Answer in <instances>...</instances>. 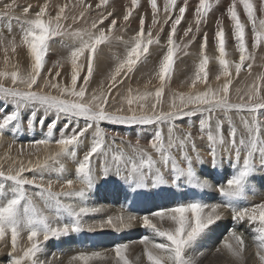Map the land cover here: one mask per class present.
Masks as SVG:
<instances>
[{
	"label": "snow or ice",
	"instance_id": "obj_1",
	"mask_svg": "<svg viewBox=\"0 0 264 264\" xmlns=\"http://www.w3.org/2000/svg\"><path fill=\"white\" fill-rule=\"evenodd\" d=\"M108 3L109 0H98L93 6L92 2L86 0H76L71 4L65 2L55 6L54 15L49 0L38 3L35 6L38 10L34 14V6L29 4L22 9L23 20L15 17L20 23L19 44L15 37L6 39L0 33V50L4 53L5 68L11 60L9 51L15 54L18 47L25 48L30 59V69L26 73H21L18 63L12 65L15 70L11 72L0 71V104L8 109L0 113V143L6 132L18 134L22 127L32 129L39 125L46 128V132L41 138L29 141L27 147L39 152L41 147L47 150L54 141L58 149L33 166H29L31 161L26 165L22 159L13 160L7 172L0 166V242H10L9 264H51L50 261H40L38 257L44 245L53 238L85 229L92 232L96 229L121 231L130 228L137 216L123 211L108 215L106 219L85 222V217L105 211L103 206H94L89 202L98 180L102 179L105 183L111 180L135 190L149 185L165 186L169 181L171 185H176L184 177L191 187L212 188L211 182L201 179L194 167L196 163H203L200 147L209 152L214 167L225 158L231 160L233 174L226 182L218 184L223 205L195 199L145 213L140 220L144 228L151 230L152 236L145 235L138 241L143 245V255L148 264H195L188 252L222 219L223 207L231 210L234 224L247 221L256 246L255 256L259 264H264V202L250 207L238 206L239 200L245 198L246 191L250 189L249 177L257 168H264V74L243 90V94L241 89H236L239 102H233L230 98V86L234 79L232 68L236 76L245 67L251 74L255 50L264 46V0H259L258 5L253 0H230L226 15L232 23L231 32L239 52V62L226 58L227 37L222 14L216 20L213 43L218 52L215 59L220 68L216 80L220 81L223 77V84L213 89L207 83L210 57L205 52L208 34L204 33L200 60L189 91H173L167 111L163 108L165 88L172 78L175 62L182 50L187 54L186 49L195 41V33H199L201 23H206L214 10V0H199L194 10L195 32L189 24L183 36L190 39L182 47L176 43L175 35L186 18L189 0H180L179 3L178 0H164L165 23L170 22V31L166 53L155 72L160 84L154 92L146 90L141 93L137 90L135 95L129 88L127 96L121 98L119 107L111 102L115 99L113 90L130 78L138 63L147 59L150 46L159 43V33L154 38L152 29L158 23L160 10L157 0H148L152 22L147 33L146 18L141 15L136 34L123 41L122 36H115L114 33L118 26L122 27L130 21L134 10L140 6L139 0H131L122 21L113 18L114 12L107 11ZM241 5L243 15L250 23L251 50L246 40V24L238 11ZM17 7L20 5L12 0L4 4L6 11L0 15L7 16ZM174 9H178V14L173 18ZM93 12L96 13L94 17L91 16ZM106 21L109 22L107 29L104 28ZM81 23L86 26L77 27ZM57 37L73 40L67 57L71 64L68 84H62L58 79L61 76L60 61L48 69L47 76H43L50 42ZM114 39L125 44L126 55L116 57L114 69L105 78L106 89L105 82L101 81V87L89 93L88 87L100 60L101 46ZM6 78H10V86H5L3 81ZM198 83L204 85L203 91L197 88ZM45 89L56 90L58 94ZM150 99L152 102L149 105ZM233 113L239 117V124ZM197 116L198 126L190 119ZM185 118H189L187 127H181L180 122ZM103 122L152 126L153 131L148 144L144 145L140 133H136L133 141L127 133L102 127ZM61 123L56 138L55 130ZM194 127L197 129L195 133ZM197 140L201 142L200 147ZM13 143L15 137L5 153L9 159ZM24 147L20 146L18 156L23 155ZM81 147L86 150L79 156L78 149ZM65 158L76 162V180L63 179L66 169L62 160ZM28 173L32 174L31 178ZM53 173L57 174L58 179L45 181V177ZM77 181L79 188L76 187ZM56 183L60 184L59 191L54 190ZM27 186L38 190L30 193ZM163 222H168L169 226L163 227ZM25 233L27 242L21 244ZM156 238H162L164 242L158 243ZM223 247L242 262L244 233L236 231L235 227L229 229ZM130 248L131 243L115 244L111 250L114 252V264H134L129 259ZM106 258L100 252H81L70 257L67 264H93ZM136 259L138 261L139 257Z\"/></svg>",
	"mask_w": 264,
	"mask_h": 264
},
{
	"label": "rangeland",
	"instance_id": "obj_2",
	"mask_svg": "<svg viewBox=\"0 0 264 264\" xmlns=\"http://www.w3.org/2000/svg\"><path fill=\"white\" fill-rule=\"evenodd\" d=\"M123 1V2H122ZM12 0H0V13L6 11L4 9V4L11 3ZM65 2L75 3L76 0H49L50 10L52 14H55V6L63 4ZM86 2H92L93 6L98 0H86ZM180 0H178V3ZM224 2V3H223ZM16 3L20 5V7L15 8L14 11L9 12L7 16L0 15V33L6 38L11 39L15 37L17 43L19 44L21 31H20V23L15 19V17H20L21 20L24 19L22 14V9L24 6L32 4L34 7L32 9V13L38 8L35 6L39 4H43L44 0H16ZM163 3L164 0H157V5L160 10L158 23L155 28L152 29V35L154 38L157 37L159 33V43L153 44L150 46L149 54L147 55V59L143 62L138 63L136 70L130 74V78H126L123 84L118 86L117 90H113V96L115 99L111 101L114 103L115 107L120 106V101L122 97L127 96L129 88L133 90V95L136 94L137 90L141 93L144 91L154 92L155 89L159 86L160 81L155 76V72L158 69L159 62L162 59L163 55L167 50V36L170 31V22L165 23V14L163 11ZM199 3V0H189V6L186 10V18L182 20L180 26H178V31L175 35V41L177 44H180L181 47L183 43H187L189 38H184V30L188 28L189 24L192 25L193 31L195 32V19H194V10L195 6ZM215 6L214 10L209 14L206 23H201L199 33H195L196 39L195 41L186 49V53L182 50L178 58L175 62L174 71L172 74L171 80L168 82L165 88V96H164V104L163 108L165 111L168 110L170 95L173 91H183L188 92L189 86L191 84V79L194 78V73L196 70V66L200 60V44L201 38L204 33L208 34V45L205 49L206 54L210 57L209 60V75L207 83L211 85L213 89L220 87L224 78L221 77L220 81L216 80V76L219 74L220 68L218 61L215 57L218 55V52L215 49V45L213 43L214 33L216 29V20L218 17H221L223 14V27L226 32V58L232 62H239V52L235 47V41L232 37V23L230 19L226 15V7L230 3V0H214ZM255 5H258L259 0H253ZM131 0H109L107 5L108 12H114L115 16L113 18H118L122 21V17L126 7L130 6ZM139 8L138 10H134L133 17L130 18V21L125 25L118 26L115 31V36H122L123 41H128L130 37L134 36L139 28V17L144 15L146 18L145 30L147 33V28L151 25L152 22V13L151 6L148 3V0H139ZM118 8V9H117ZM78 12V9H76ZM238 11L241 13V20L246 24V40L248 41L249 50H251V32H250V23L247 21L246 16L242 13V5L238 8ZM178 14V9L173 10V18ZM96 15L95 12L91 14L92 17ZM257 15L260 13L257 11ZM89 18V23H90ZM108 21L105 22L104 28L107 29ZM86 25L81 23L78 24L77 27H85ZM133 31V32H132ZM183 38V39H182ZM73 44V40L69 37H57L55 40L50 42V51L46 57V66L43 70V76L48 75V69L53 68V65L57 62H61V66L59 68L61 72V76L58 78L62 84L70 83V72H71V64L70 61L67 60V57L71 51L70 45ZM127 49L123 42L112 40L111 43L105 44L101 46V51L99 53L100 60L97 63V68L94 72L93 78L89 84L88 92L91 93L93 89H99L101 87V81H104V88L107 87L106 77L110 73L112 69H114L117 59L116 57L123 58L126 55ZM255 60L252 62L253 67L251 69V74H249V70L245 67L242 69L239 76H236L234 67L232 68L233 73V83L230 86V98L233 102H239V98L236 93V89H241L243 94V90L253 83L257 79V77L261 74H264V46L257 48L255 50ZM9 56L11 58L9 64L5 68L4 64V53L0 50V71L7 70L9 72L15 70L12 65L18 63L19 70L21 73H26L30 69V59L27 56V51L23 47H18L17 52L15 54L9 51ZM48 67V68H47ZM55 73V69H53V75ZM5 86H10L11 81L10 78H6L3 81ZM197 88L201 91L204 90L203 84H197ZM45 91H51L52 94H58L56 90L45 89ZM117 91L119 94H117ZM152 100L148 101L150 105ZM8 110L3 104H0V113L5 112L4 110ZM247 115V113H242ZM234 119L239 124V117L233 113ZM51 118V117H50ZM198 116L192 117L194 123L198 126ZM189 118H185L182 122H180L181 127H187V122ZM62 124V123H61ZM61 124L57 125L55 130L56 138L59 136V128L62 127ZM102 127L108 129L109 131H115L119 133H127L129 134V138L133 141L136 139V133L141 134V143L144 145L148 144V140L153 131L152 126H127V125H112L108 122H103ZM109 127V128H108ZM227 127V125L225 126ZM39 128V129H38ZM196 128L194 127L193 131L196 132ZM44 132H46V128H42L39 125L32 129H28L26 127H22L18 134H8L6 132L3 137V142L0 143V166H2L3 170L7 172L8 168L11 166L12 161L16 159H22L26 165L31 161V165L33 166L39 160L43 162L44 159L51 154L55 153L57 149V145L53 141L47 150L41 147L39 152H36L34 149H30L27 147L29 141L33 138L39 139L43 136ZM15 137V143H13V147L11 152L8 154L11 159L5 156V153L8 149V144L13 142ZM119 143V140H117ZM198 147H200L201 142L197 140ZM21 145H24V152L22 156H18V149ZM81 149V150H80ZM86 150V149H85ZM82 147L78 149V155L82 156L85 151ZM27 151V152H26ZM201 157L203 163L194 164L197 174L207 179L211 182L212 188L205 189H197L188 185L187 179L182 177L181 180L176 185H171L169 181L168 185L165 186H156L152 187L149 185L146 188L135 189L130 188L127 185H118L113 183L111 180L107 183L103 182V180L97 181V187L92 190L90 194V204L94 206H103L109 208L105 210V212L93 214L85 217L86 223H91L92 221H98L101 219H106L108 215H116L121 211L127 214L131 213L137 216L136 223H141L140 217L147 212L156 210L158 208H167L174 206L178 203L189 202L191 200H202L205 203H219L223 205L224 200L220 196L218 192V184L226 182V179L233 174V168L231 166V160L225 158L222 163L217 166H213L210 161L209 152L205 151L203 147H200ZM13 153V154H12ZM81 154V155H80ZM210 159V160H209ZM179 160V157H178ZM65 165V173L63 174V179H73L76 180L75 168L76 162L65 158L62 160ZM242 163V160L240 161ZM210 164V166H208ZM73 165V166H72ZM205 167H204V166ZM184 166V165H182ZM210 169H208V168ZM73 170V171H72ZM199 171L201 173H199ZM68 174H73V176L69 177ZM230 174V176H229ZM29 178H31V173L27 174ZM256 177V178H254ZM168 178L167 176L165 177ZM47 179H52L56 181L58 179L57 174L53 173L51 176H46L45 181ZM260 183H258V180ZM251 180V181H250ZM2 182V181H0ZM63 180H60L62 183ZM259 184V185H257ZM8 183V182H6ZM184 185H183V184ZM214 183V184H213ZM248 183L250 185V189L246 191V197H251L256 195V188H263L261 192L262 198L264 202V168H257L256 171L249 177ZM182 185V186H181ZM79 182L77 181L76 187L79 188ZM263 186V187H262ZM179 187L181 189H179ZM185 188V189H184ZM183 189V190H182ZM27 190L30 193L36 192L38 189L27 186ZM54 190H60V184H54ZM109 192V195L107 194ZM129 194V195H128ZM151 194V195H150ZM191 195V196H190ZM151 196V197H150ZM125 197V198H124ZM216 197V198H215ZM124 201V202H123ZM249 201V200H247ZM246 201V202H247ZM39 203V202H38ZM108 203V204H107ZM123 204V205H122ZM126 204V205H125ZM110 205V206H109ZM149 205L153 207V210L147 211ZM249 203L247 204V206ZM254 205V204H253ZM116 206V207H115ZM113 207V208H112ZM115 207V208H114ZM112 209V210H111ZM221 208V212L226 214L225 218H227L229 213L232 212L230 209ZM120 212H119V211ZM145 211V212H144ZM110 212V214H106ZM114 213V214H111ZM224 218V215H222ZM232 217V216H229ZM156 223H160L159 221H154ZM218 223V222H217ZM216 223V224H217ZM238 223V222H237ZM135 224V223H134ZM216 224L211 228L209 232H207L201 239H199L193 246L192 249L189 250L188 255L192 256L195 260V264H259L258 258L255 256L252 250H245L243 254L242 262L240 260H236L226 249L224 252L223 240L219 242L213 241L217 229ZM248 228L247 221L243 223H239L240 227ZM163 227H168V222H163ZM238 228V229H239ZM142 226L138 228V232L145 230ZM130 228L123 229L121 231H116L113 229H96L95 231L89 232L86 229L79 233H70L66 236H61L57 238L50 239L44 245V251L39 255L38 259L40 261H50L51 264H67L70 257L73 255H77L81 252H85L91 254L92 252H100L103 254L106 259L94 261L93 264H114V252H112V248L115 244L118 243H128L127 240H132L131 248L129 249V259L134 261V264H148L146 257L143 255V245L138 242L134 244L135 241H139L142 237L141 235L138 237V234L134 235V238H129L128 233ZM151 230H145L148 235H152ZM243 232V231H241ZM251 232V230L249 231ZM225 234V233H224ZM208 235V236H207ZM227 235V234H226ZM225 235V236H226ZM211 236V237H210ZM213 236V237H212ZM133 237V236H132ZM205 237V238H204ZM121 239V240H120ZM213 239V240H212ZM10 241V237H9ZM27 237L26 233L23 234V239L20 241L21 244H26ZM208 242V243H206ZM138 244V246H137ZM221 244V246H220ZM133 246V247H132ZM49 247V248H48ZM52 248V249H51ZM110 249L104 250V249ZM47 249V250H45ZM206 251H205V250ZM209 249V250H208ZM48 251V252H47ZM103 251V252H102ZM227 251V252H226ZM46 252V253H45ZM227 253V255H226ZM11 254V245L10 242H0V264H9ZM137 257L139 260L137 261ZM230 257V258H229ZM229 258V259H228ZM239 261V263H238Z\"/></svg>",
	"mask_w": 264,
	"mask_h": 264
},
{
	"label": "bare ground",
	"instance_id": "obj_3",
	"mask_svg": "<svg viewBox=\"0 0 264 264\" xmlns=\"http://www.w3.org/2000/svg\"><path fill=\"white\" fill-rule=\"evenodd\" d=\"M123 2V1H122ZM224 3V2H223ZM118 9V8H117ZM133 32V31H132ZM48 68V67H47ZM4 110V109H3ZM1 111V110H0ZM5 111V110H4ZM62 125V124H61ZM109 128V127H108ZM39 129V128H38ZM20 132V131H19ZM83 148V147H82ZM84 149V148H83ZM81 150V149H80ZM85 150V149H84ZM27 152V151H26ZM13 154V153H12ZM81 155V154H80ZM210 160V159H209ZM211 161V160H210ZM73 166V165H72ZM204 166V165H203ZM208 166H210V164H208ZM205 167V166H204ZM208 168V167H207ZM208 169H210V168H208ZM211 170V169H210ZM73 171V170H72ZM198 173V172H197ZM199 173H201L200 171H199ZM75 174V173H74ZM67 175L69 176L70 174H68L67 173ZM71 176H73V174H71L69 177H71ZM229 176H230V174H229ZM254 178H256V177H254ZM201 179H204L202 176H201ZM258 180V179H257ZM251 181V180H250ZM256 183V182H255ZM258 183H260L259 182V180H258ZM183 184V183H182ZM214 184V183H213ZM257 184V183H256ZM184 185V184H183ZM257 185H259V184H257ZM182 186V185H181ZM263 187V186H262ZM182 188V187H181ZM180 187H179V189H181ZM185 189V188H184ZM262 189L263 188H256L255 189V191H256V195H253V196H251V197H245V198H241L240 200H239V203H238V206H240V207H244V206H247V204L249 203V207L250 206H252L253 204H256V203H260V202H262L263 201V198H262V195H261V192H263L262 191ZM183 190V189H182ZM108 195H109V192L107 193ZM129 195V194H128ZM151 195V194H150ZM264 195V194H263ZM191 196V195H190ZM151 197V196H150ZM125 198V197H124ZM216 198V197H215ZM247 200H249V201H247ZM247 201V202H246ZM91 202V201H90ZM124 202V201H123ZM209 203V202H208ZM108 204V203H107ZM209 204H212L211 202L209 203ZM222 204V203H221ZM123 205V204H122ZM126 205V204H125ZM110 206V205H109ZM116 207V206H115ZM114 207V208H115ZM147 207H148V205H147ZM113 208V207H112ZM104 209L105 210H108L109 208H107L106 209V207H104ZM153 210V207H151L150 205H149V207H148V209H147V211H149V210ZM112 210V209H111ZM226 210V209H225ZM119 211V210H118ZM105 212V211H104ZM120 212V211H119ZM145 212V211H144ZM151 212V211H150ZM148 213V212H147ZM107 215L108 214H110V212H107L106 213ZM111 214H114V213H112L111 212ZM125 214H127V212H125ZM116 215H117V213H116ZM222 215H224V218H223V216H222V219L220 220V221H218V223L216 224V229H217V233H216V235H215V237L212 239L213 241H216V242H219L220 243V240L222 241V239H224L226 236V234H227V232H228V230L229 229H231V228H233V227H235V229H236V231H238V232H241V231H243V233H244V238H245V250H252L253 251V253H255V251H256V246H255V242H254V240H253V233L252 232H249L250 231V229L249 228H245V226H244V224L242 225L243 227H241V228H239L240 227V225H239V223L240 222H238V223H233V220H232V217H229V216H232L231 215V213H229V215H227L228 217L227 218H225V216H226V214L224 213V212H222ZM135 223V224H134ZM141 227V223H140V221H139V223H136L135 221L132 223V225H131V227H130V231H129V233H128V235H130V236H128L129 238H134V235H136V234H138V237L141 235L142 237L143 236H145V235H148V233L147 232H145V230H150V229H145V230H143V231H141V232H138L139 230H138V228H140ZM239 228V229H238ZM151 232V231H150ZM225 233V234H224ZM133 236V237H132ZM148 236H152L151 234L150 235H148ZM208 236V235H207ZM211 237V236H210ZM213 237V236H212ZM205 238V237H204ZM121 240V239H120ZM134 240V244L135 243H137L138 241H135V239H133ZM132 240H130V239H128L127 240V242L129 243V242H131ZM156 242H158V243H162V242H164V240L162 239V238H156ZM126 243V242H125ZM206 243H208V242H206ZM137 246H138V244H137ZM220 246H221V244H220ZM133 247V246H132ZM222 247V246H221ZM49 248V247H48ZM52 249V248H51ZM45 250H47V249H45ZM104 250H110L109 248L108 249H104ZM205 250V249H204ZM209 250V249H208ZM44 251V250H43ZM206 251V250H205ZM48 252V251H47ZM103 252V251H102ZM224 252H225V248H224ZM227 252V251H226ZM46 253V252H45ZM226 255H227V253H226ZM243 255H245V254H243ZM230 258V257H229ZM228 258V259H229ZM235 258V257H234ZM107 260V259H106ZM237 260V259H236ZM238 263H239V261H238Z\"/></svg>",
	"mask_w": 264,
	"mask_h": 264
}]
</instances>
